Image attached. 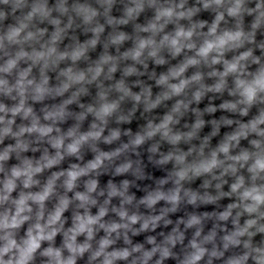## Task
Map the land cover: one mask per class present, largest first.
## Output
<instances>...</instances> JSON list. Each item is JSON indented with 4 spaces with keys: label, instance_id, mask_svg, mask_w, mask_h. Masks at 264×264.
Returning a JSON list of instances; mask_svg holds the SVG:
<instances>
[{
    "label": "clouds",
    "instance_id": "1",
    "mask_svg": "<svg viewBox=\"0 0 264 264\" xmlns=\"http://www.w3.org/2000/svg\"><path fill=\"white\" fill-rule=\"evenodd\" d=\"M0 264H264V0H0Z\"/></svg>",
    "mask_w": 264,
    "mask_h": 264
}]
</instances>
